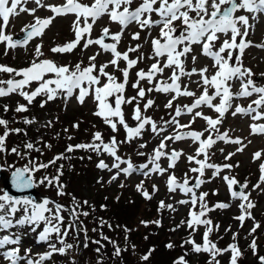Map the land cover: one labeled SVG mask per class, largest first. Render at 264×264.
Listing matches in <instances>:
<instances>
[{"label": "snow or ice", "instance_id": "1", "mask_svg": "<svg viewBox=\"0 0 264 264\" xmlns=\"http://www.w3.org/2000/svg\"><path fill=\"white\" fill-rule=\"evenodd\" d=\"M27 3L28 0H0V44L5 45V54H7L9 49L26 46L35 37L42 36L44 30L56 17L74 14L73 30L75 39L63 45L52 47L51 52H72L83 40L84 48H88L90 45H98L104 52L110 53L112 58L98 66L95 63L97 55H99L97 53L88 57L89 63L87 66H82L81 62L70 67L64 64H57L52 59H41L40 57L44 56V53L41 51V46L37 45L35 48L36 58L28 66L14 68L8 65H0V72L8 74L10 77L6 80H0V97H8L12 94L19 95L27 103H17L15 112L25 113L29 110L28 106L32 105L37 97H45V99L40 101V107L43 108L49 101H54L57 97L62 96L67 100L74 95L75 90H78V95L76 96L78 102L83 104L86 96H92L97 102V110L94 115L100 117L113 133H118L123 128L125 137L121 140L116 135H112L105 141L102 132L96 131L92 134L90 143L69 144L64 153L56 155L47 163L29 161L24 167L15 168L11 172L12 187L18 191H23L34 187L36 183L47 184L57 188V195H66L64 191L66 186L60 180L61 176H63L64 165L61 164L57 168L55 176L44 175L39 181H36L34 174L39 173L41 169L49 168L50 165H55L59 160L71 159L67 153H72L76 150L91 151L97 155L104 153L112 157L111 167L103 159L97 163V167L101 170H116L109 183L116 180L121 173L126 176L135 172H140L145 176H149L151 173L164 175L168 173L169 169L175 167L176 161L183 154L175 149L171 152L165 151L168 142L191 139L193 143L198 144L195 156L189 155L187 157L190 162L198 165V167L190 169L191 172L199 174L195 178V183L191 186L189 185L187 174H185V179L182 183L177 182L174 174H169L167 180L169 192H176L179 189L185 195L191 194L189 200H180L178 203H190L193 209L199 204V211L190 210L188 219L181 221V224H186L192 232H195L198 226L203 225L205 228L203 244H197L191 238L184 243L191 244L192 252L194 253H209L211 256L209 264H220V261L216 258L225 252L231 253L229 264H238V259L242 253L236 244H230L227 248H219L215 242L209 239L210 234L214 230H218L220 226L214 225L207 214L215 209L228 208L229 205L218 202L210 208L205 200L208 193L201 192L197 195L195 189L200 188L201 184L205 182L202 177L206 168L214 169L212 176L215 177L219 175L222 169L233 167L231 164L215 165L208 162L209 149L217 140H222L225 143H241L239 138L231 139L228 133H220L217 127V125L222 123L225 114L233 107V97H250L253 93L258 94V98L252 102V104L256 105V108L249 105L245 109L236 105L235 110L231 114L235 116L237 113L251 114L254 112L255 115L252 116L254 121L264 120V111H257L258 108L264 107V86H258L255 83L252 79L251 70L243 68L240 61V56L243 54L244 49L251 44V41L246 39L249 30L252 28L249 20L250 18L252 20L257 19L258 15H264V0H140L135 7L133 6L134 0H91L90 3H84L82 0H65L61 5H51L44 3L43 0H35L38 7H47L52 13L47 18L36 16L37 8L24 7L23 5ZM241 11L252 15L250 17L249 15L238 14ZM21 13H28L34 16V22L22 29L24 32L22 41L14 40L12 35L6 33L10 18L19 16ZM190 13H195V16L190 15ZM105 14L108 15L112 22H116L121 26V31L110 33V30L105 27L102 29L99 38L92 39L93 24ZM153 15L158 18L153 19ZM89 19H91V23H89ZM133 22L138 24L141 30H151L156 26L160 27L158 38H151V56L146 57L140 51L141 46L139 43L124 52L118 50L124 29ZM177 22H179L181 27L177 26ZM81 24L83 25L82 27ZM86 34L88 38H85ZM220 34H224L227 38L217 48L216 44L220 40ZM106 38L112 42L105 43ZM132 39L139 41L141 39L140 32L133 33ZM194 44L202 45V54L214 61L212 65L215 69L214 74L208 75L209 68L207 66L199 69L192 67L190 70L186 68V59L193 53L192 45ZM258 46L264 47V45ZM236 50H239V55ZM130 53L135 54V58H132ZM144 59H150L154 62L151 63L147 70L141 68L135 72L136 79L131 83V87L136 90V93L134 96H127L126 86L130 83V72L136 69L138 64ZM191 59L193 64L197 62L196 55H192ZM121 62L125 64L123 68L120 67ZM109 66L115 72L120 73L123 79L120 80L114 72L107 71ZM166 69L171 71V75L167 79H159L158 77L163 75ZM193 75H199L200 77L197 82V86L202 89L199 95L191 91L189 85L183 84L181 80L182 77L191 78ZM233 79L240 80L239 92L233 93L231 91L232 85L229 82ZM142 81H146L148 86H142ZM33 84H35L34 87ZM152 92L170 96L167 103L163 105L166 109H174V115L170 119L156 120L146 115V112L153 108L156 103L154 99L148 98V94ZM181 96L193 97L194 99L191 104L181 107L173 103L177 97ZM217 98H219L218 104L214 103ZM142 101L143 103L141 104ZM125 105H134L131 119L135 121V126H131L126 118ZM201 106L214 110L218 113V116L213 119L203 115L200 110L194 111L201 109ZM9 110L8 105L3 106L5 113ZM185 113L192 114L193 120L195 117H202L207 122L208 129L206 131L209 132V135L206 139L202 138L204 137V132L178 131L179 129L190 128L192 123V121H189V124H181L177 119V117ZM35 122L34 117L31 119L26 117L24 119L25 124H33ZM51 124L52 122L49 121L46 126L50 127ZM9 125L10 121L8 119L0 117V126L4 129L3 133L0 134V152L5 151V141L11 133L24 131L21 128H11ZM172 126L175 129L173 134L163 135L160 143L148 158L147 163L134 165L130 158L124 159L119 155L122 144L133 143L147 131L159 138L162 133H165L167 128ZM73 127L78 128L79 123L74 124ZM250 127L253 134H264V124L254 123ZM64 131L67 132L68 130L65 129ZM213 134H215V138ZM68 138L72 139L71 136ZM24 147L36 152L42 151L40 148H36L32 142L26 143ZM45 147L50 148L51 145L46 144ZM139 147L144 148L145 144L141 143ZM242 150L243 147L237 149V151ZM11 151L23 158V154L19 152L18 148H12ZM137 155L144 156L145 153L138 152ZM201 155L204 157L203 160L197 158ZM232 155L234 153H229L225 159H230ZM161 157L168 158V168L160 166ZM253 159H262V153L259 151L254 153ZM122 164L126 165V167H121ZM0 170L3 169L0 168ZM260 171V181L264 183V163L260 164ZM223 179L227 183L233 199L241 201L239 205L241 215L236 217V219L241 221L242 224L246 218L254 219L250 210L255 207V204L249 199V194L244 191L248 188L247 182L241 185L235 177L231 176H224ZM234 185L238 186L240 191H236L233 187ZM253 187L259 188L260 184ZM155 189L156 186L153 185V190ZM137 191L141 192L145 199L152 198L151 194L143 188V182L137 185ZM117 199L119 198L117 197ZM82 203L87 205L88 201L85 200ZM50 204H54V208L50 207ZM81 207V203L75 197H73V207L65 209L61 204L48 199L37 203L28 197H13L7 191L0 190V231L7 233L9 229L20 228L36 233L41 223H43V230L39 231L37 235V243L48 242V246L51 249V251L39 255L38 259H33L30 255V248L22 249V239L27 235V231L13 232L0 235V257H3L9 264H19L21 261L24 264H44L54 253L65 254L74 245L67 243L64 238L71 235L70 229L74 228L79 233L83 228L80 216L87 217L89 215L87 211H80ZM105 207L106 205H101V208ZM159 208L175 210L172 204H166L164 201L160 202ZM63 211L69 212L67 226H65V217L61 214ZM141 223L145 226L149 223L160 226L159 220L141 221ZM106 224L110 229L112 228V225L107 221L103 219L100 221L101 227ZM177 227H180V225H177ZM258 227L260 225L256 223L251 231L255 232ZM83 230L86 242L82 246L88 247L87 229ZM92 230L96 231L95 228ZM124 231L127 233L131 229L125 227ZM53 233H55L56 239L62 245L61 247H57L55 243L50 242ZM101 236L102 239L113 244L114 255L120 256L123 249L107 236H103V234ZM125 239H127V236ZM233 239H235V234ZM92 242L100 243L98 240ZM166 247L173 248L174 245L169 243ZM250 247L255 251V240H253ZM133 248H135V245H133ZM96 251L99 253L100 248L98 247ZM152 251L154 249H149L147 254L141 256V259L147 261ZM22 252L23 254H21ZM259 259L264 264V256L259 257ZM73 264H75V261ZM97 264H100V261ZM174 264H187V261L181 256Z\"/></svg>", "mask_w": 264, "mask_h": 264}, {"label": "rangeland", "instance_id": "2", "mask_svg": "<svg viewBox=\"0 0 264 264\" xmlns=\"http://www.w3.org/2000/svg\"><path fill=\"white\" fill-rule=\"evenodd\" d=\"M43 2L51 5H61L65 2V0H43ZM82 2L90 3L91 0H82ZM139 2L140 0H134L133 6H137ZM23 6L27 8H37L35 15L41 18H47L52 15L47 7H38L35 0H28V3ZM238 14L249 15L250 17L252 15L243 11ZM190 15L195 16V13H190ZM157 18L158 17L153 15V19ZM74 20V14L56 17V19L44 30L42 36L35 37L33 40L29 41L26 46H18L17 48L9 49L7 54H5V45L0 44V65H8L14 68H23L28 66V64L36 58L35 48L37 45L41 46V51L44 53V56L40 57L41 59H52L57 64H64L70 67L81 62L82 66H87L89 63L88 57L96 55L97 53H99V55H97L95 63L98 66L109 61L112 58L110 53L104 52L98 45H90L88 48H84L83 40L72 52H51L52 47L63 45L75 39V33L73 30ZM33 22L34 16L29 15L28 13H21L19 16L11 17L8 27L6 28V33L12 35L13 39L16 40L18 36L24 33L22 29H24L26 25H30ZM89 23H91V19H89ZM249 23L252 25V28L249 30V34L246 39L251 41V44L244 49L243 54L240 56V61L243 68L251 70L252 79L255 83L258 86H264V47L258 46L264 45V15H258L255 20L250 18ZM82 26L83 25L81 24V27ZM177 26L181 27L179 22H177ZM105 27L110 30V33H117L121 31V26L116 22H112L108 15L105 14L98 18L96 23L93 24L91 38H99L102 29ZM159 31V26H156L151 30H141L139 25L133 22L124 29L118 45V50L124 52L128 48L135 47L136 44L139 43L141 46L140 51L146 57L151 56V38H158ZM136 32H140L141 39L139 41L132 39L133 33ZM85 38H88L87 34ZM225 38L227 37H225L224 34H220V40L216 44L217 48ZM111 42L112 41L110 39L105 40V43ZM192 47L194 51L186 59V68L190 70L192 67L199 69L207 66L209 68L208 75L214 74L215 69L212 67L214 61L210 57L202 54V45L194 44ZM236 52L239 55V50H236ZM192 55L197 56V62L195 64L192 62ZM130 56L135 58V54L130 53ZM153 62V60L144 59L138 64L136 69L130 72V83L126 86L127 96H134L136 93V90L131 87V83L136 79L135 72L141 68L147 70ZM230 63H232V61H230ZM124 66V62H121L120 67L123 68ZM107 71L114 72L120 80L123 79L121 74L115 72L111 66H109ZM170 75L171 71L166 69L165 73L158 78L167 79ZM8 78H10L8 74L0 72V80H6ZM17 79H19V77H17ZM181 80L183 84L189 85L191 91L196 92L197 95L200 94L202 89L197 86V82L200 80L199 75H193L191 78L182 77ZM229 83L232 85L231 91L233 93L240 91V80L233 79ZM141 84L145 87L148 86L146 81H142ZM34 86L35 84H33V87ZM77 95L78 90H75L74 95L69 97L67 100L60 96L54 101H49L43 108L40 107V101L45 99V97H37L34 103L28 106L29 110L22 113L24 114L23 122L26 117L29 119L34 117L36 122L33 124L23 123L27 135L24 133L21 136L19 144L24 151L36 156V158H38L36 161H41L43 158L51 160L56 155L64 153L69 144L90 143L92 141V134L96 131L102 132L105 141H107L112 135H116L118 139H124L125 132L123 128H121L118 133H113L111 129L104 124L100 117L94 115V112L97 110V102L92 96H86L84 103L81 104L76 99ZM148 98L154 99L156 103L153 108L146 112V115L151 116L156 120H168L172 117V115H174V109H166L163 106L167 103L170 96H166L163 93L152 92L148 94ZM257 98L258 94L256 93H253L250 97L234 96L232 100L233 107L225 114L222 123L217 125L220 133H228L231 139L239 138L241 143H225L222 140H217L216 143L209 149V163L215 165L231 164L233 167L222 169L219 175L215 177L212 176L214 169L206 168L204 170V176L202 179L205 182L201 184L200 188L195 189L197 195L201 192H207L208 196L205 200L210 208L218 202L229 205L228 208L215 209L209 212L207 214L208 218H210L211 213L214 211H221L222 214H230V216H233L230 217L233 218V220H237L236 217L241 215V209L239 207L241 201L239 199H233L231 191L223 179L224 176H231L235 177L241 185L245 182L248 184V188L244 191L249 194V199L255 204V207L250 210L254 219H248L253 222L260 219V225L262 224V221H264V183H261L260 181V164L264 163V134H253L250 127V125L254 123L264 124V120L254 121L252 119V116L255 115L254 112L251 114L237 113L235 116L231 114L235 110L236 105L245 109H247L249 105L256 108V105L252 104V102ZM193 99V97L181 96L177 97L173 103L183 107L184 105L191 104ZM17 103L26 104L27 102L17 94H12L8 97H0V110L3 111V106L8 105L10 110L7 113H13ZM142 103L143 101L141 104ZM214 103L218 104L219 98H217ZM133 107L134 105L124 106L126 118L131 126H135V121L131 119ZM197 110L202 111L203 115L212 117L213 119L218 116V113L206 106H201V109H196L194 111ZM257 111H264V107L258 108ZM1 114L3 116L5 112L3 111ZM177 119L181 124H189V121H192L190 128L179 129L178 131H199L204 132V137H202L203 139L208 137L209 132L206 131V129H208V125L202 117H195L193 120L192 114L185 113L184 115L177 117ZM49 121H51L52 124L50 127H47L46 125ZM77 123H79V127L74 128L73 125ZM65 129L68 131L65 132ZM174 130V126L167 128L165 133H162L159 138L150 131H147L141 138H138L133 143L122 144L119 150V155L124 159L130 158L134 165L147 163L148 158L160 143V139L163 138V135H172ZM69 136H71L72 139H69ZM213 137L215 138V134H213ZM28 142L34 143V146L36 148H40L42 151L36 152L34 150L26 149L24 145ZM141 143L145 144L144 148L139 147ZM46 144L51 145V147H45ZM197 147L198 144L193 143L191 139L168 142V146L165 151L171 152L175 149L176 151H181L183 153L176 161L175 167L169 169L168 173H165L164 175L151 173L149 176H145L140 172H135L127 176L121 173L117 179L111 181V183H109V181L116 170H101L97 167V163L99 160L103 159L105 163L111 167L113 162L112 157L104 153L97 155L95 152L91 151L86 152L84 150H76L72 153H67L71 159L59 160L55 165L49 166L58 168L61 164L64 165L63 173L66 175L67 180L72 177L71 174L69 175L68 169L66 168L67 163H78L79 165H82V168L85 170V172H83L84 174H79L77 171L72 177V184L74 185L71 187V190H73L74 193L71 196L70 205L65 204L60 199V195H57V188L55 186H49L47 184L42 185L39 183L35 184L37 195L36 199L32 201L38 203L42 202L44 199H48L61 204L65 209H71L73 207V197L81 203L82 207L86 206V208L87 206L91 207L93 202H104L108 198L118 197L124 202L131 203L144 198L141 192L137 191V185L143 182V188L147 190L152 197L151 199H148L149 201L153 203L158 201V204H160L161 201H164L166 204L173 205V208L175 209L174 211L164 208L161 209V215L169 228H167L166 231L167 237L170 238L171 242L175 245L176 243L180 245V247L183 245L184 250H186L187 255H185L184 260L187 261V264H197L200 260L204 261L205 264H209V260L211 259L209 253H194L192 252V245L184 243L186 240L191 238L197 244H203V234L205 231L203 225L198 226L197 230L192 232L186 224H181V221H186L188 219L190 210L199 211V204H197L196 208L193 209L190 203H178L180 200H189L191 194L185 195L179 189H177L176 192H169L167 186L169 174H174L178 183H182L185 179V174H187V177L189 178V185L191 186L195 183V178L199 174L191 172L190 169L198 167V165L194 162H190L187 157L189 155L195 156ZM241 147H243V150L237 151V149ZM258 151L262 153V159L254 160L253 154ZM138 152H143L145 155L139 156L137 155ZM229 153H234V155H232L230 159H225ZM7 156L8 154L4 151L0 152V166L7 177L15 168H22L30 161L27 156H23L20 160L16 157L18 164L24 166L17 167V164L8 168L9 165H7V163L10 160V157L7 158ZM81 157H83V159H81ZM89 157H91V159H89ZM197 158L201 160L204 159L203 155ZM159 163L162 168H168L169 160L167 157H161ZM121 167H126V165L122 164ZM149 167H151V165H149ZM65 172H67L68 175ZM50 174L51 176H55L57 174V170L51 171ZM34 176L36 181H39L42 177L40 173L34 174ZM98 181L100 182L98 183ZM257 184H260V187L254 188L253 186ZM121 185H123V187H121ZM153 185L156 186L155 190H153ZM233 187L236 189L237 186L234 185ZM0 190H3L2 181L0 182ZM66 197H70L69 194H67ZM85 200L88 201L87 205H83L82 203ZM49 206L54 208V204H50ZM82 207L79 209L80 211H82ZM61 214L65 217V226H67L69 212L63 211ZM220 221L227 222V220L224 219H221ZM253 222L251 223L252 227H254ZM177 225H180V227H177ZM43 226V223H41L40 228L36 233H33L28 229L16 228L7 230V233L0 231V235L27 231V235L22 239V249L30 248L31 257L33 259H38L39 255L51 251L48 246V242L37 243L38 232L43 230ZM173 229L175 230L173 231ZM230 230L237 232L238 229L234 226L230 228ZM70 231L71 235L65 237L64 239L67 243L73 244L74 247L67 250L63 255L54 253L50 259L44 262V264H73L74 261L75 264H97L98 261L94 258L93 254H87V251L84 252V247L82 246L84 244L82 232L80 231L77 233L74 228L70 229ZM231 231H229V234ZM261 231L264 232V225L261 226ZM108 234L112 241L119 238L122 242H126L128 239H125L126 235L121 233V230L113 225L111 229L108 227ZM215 234L217 235V239H220V232L218 230H214L209 236V239L213 242H215ZM238 240L242 241V246H245L248 241H252L245 237L244 233L238 237ZM50 242L55 243L57 247L62 246L56 239L55 233L52 234ZM239 249L241 250L242 255L238 259V264L262 263L259 257L264 256L263 243L260 245L256 244L255 251L253 249ZM21 254H23V252ZM86 254L87 256L84 258ZM230 256V252H225L216 259L220 261V264H229ZM139 263L148 264L147 261ZM0 264H9V262L4 260L3 257H0ZM19 264H24V262L21 261Z\"/></svg>", "mask_w": 264, "mask_h": 264}, {"label": "trees", "instance_id": "3", "mask_svg": "<svg viewBox=\"0 0 264 264\" xmlns=\"http://www.w3.org/2000/svg\"><path fill=\"white\" fill-rule=\"evenodd\" d=\"M1 112L3 111L0 110V117L10 121L9 127L21 128L24 130L21 133H11L5 141L4 152L8 154L7 158L10 157L7 165H17L18 162L16 161V157L19 160L22 159L20 155H17L11 151L12 148H18L19 152L22 153L23 156H27L30 161H36L38 158L30 153H27V151H24L19 144L21 136L26 133L24 128L25 126L23 125L24 114L16 113L14 111L13 113H5L2 116ZM3 130V127L0 126V134L3 133ZM48 161V159L43 158L40 162L47 163ZM20 166L24 165L18 164L17 167ZM66 168L68 169L69 175L71 174L72 177L77 171L79 174H84L83 172H85V170L82 168V165H79L75 162L67 163ZM56 170L57 167H49L47 169H41L39 173L42 176H51V171ZM65 173L68 175L67 172ZM72 177L67 180L66 175L63 173V176L60 178L61 182L66 186V195L69 194L70 197H66V195H64V197H59L67 205H70L71 196L74 193L73 190H71V187L74 185L72 184ZM154 203L145 198H141L131 203L124 202L117 198H108L104 202H93L91 207H82V211H87L89 213L87 217L80 216V221L83 222V228L81 232L84 243L86 241L84 239L85 232L83 229H87L88 247H84V252L87 251V254H93L94 258L97 259V261H100V264H140L139 262H146L141 259V256L147 254L149 249H154V251H152L149 259L147 260L148 264H174V262H176L179 257L183 256L185 258L186 250H184V247H180V245L177 243L175 245L171 242L170 238L167 237L166 231L168 226L161 215V209L159 208L158 204L159 202L155 201ZM101 205H106V207L101 208ZM230 217L233 216H230V214H222L221 211H214L211 213L210 219L213 221V224L220 226L218 229L220 232V239L218 240L217 235H214L215 243L219 248H227L230 244H236L238 248L252 250L250 245L252 244L253 239H255L256 244H264V232L261 231V226L264 225V221H262V224L260 225V219L253 222L246 218L242 224L238 219L233 220V218ZM102 219L113 226L117 227V225H119L117 228H119L121 233H124L128 238L126 242H122L119 238L114 240L116 244L121 249H123L120 256L114 255V246L112 243L102 239L101 234H103V236H107L110 239L107 224L103 227L100 226V221ZM221 219L227 220V222H221ZM156 220L160 221V226H157L154 223H149L147 226H145L141 223V221ZM252 222L254 223L253 225L256 223L260 225V227H258L255 232L251 231L253 228L251 225ZM234 226L236 229H238L237 232L230 230V228ZM125 227L131 229V231L126 233L124 231ZM94 228L96 231L92 230ZM229 231H231L230 234ZM242 233L245 234V237L252 240L251 242L248 241L245 246H242V241L238 240V237H240ZM234 234L235 239H233ZM97 240L100 241L99 244L92 242ZM169 243L173 244L174 247H166V245ZM101 245H103V247H101ZM133 245H135V248H133ZM98 247L100 248L99 253L96 251ZM87 254L84 256V258H86ZM197 264H205V262L200 260V262Z\"/></svg>", "mask_w": 264, "mask_h": 264}, {"label": "water", "instance_id": "4", "mask_svg": "<svg viewBox=\"0 0 264 264\" xmlns=\"http://www.w3.org/2000/svg\"><path fill=\"white\" fill-rule=\"evenodd\" d=\"M23 38H24V33L22 35L18 36L16 38V40H21L22 41ZM107 39L108 38H106L105 40H107ZM0 168H1V166H0ZM1 181H2V185H3V191H7L13 197H28L31 200H35L36 199L37 191H36L35 186L30 188V189L23 190V191H18V190L14 189L12 187V184H11V173L7 177L6 174L2 170H0V182ZM236 191H240L238 186L236 188Z\"/></svg>", "mask_w": 264, "mask_h": 264}]
</instances>
